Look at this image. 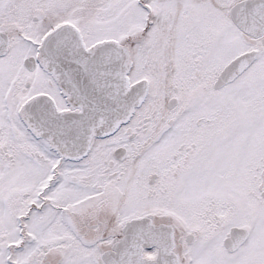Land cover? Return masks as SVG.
I'll list each match as a JSON object with an SVG mask.
<instances>
[{
  "label": "snow or ice",
  "instance_id": "obj_1",
  "mask_svg": "<svg viewBox=\"0 0 264 264\" xmlns=\"http://www.w3.org/2000/svg\"><path fill=\"white\" fill-rule=\"evenodd\" d=\"M0 264H264V0H0Z\"/></svg>",
  "mask_w": 264,
  "mask_h": 264
}]
</instances>
